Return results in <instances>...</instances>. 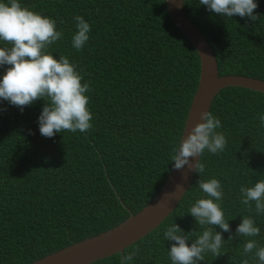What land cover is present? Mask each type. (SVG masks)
I'll list each match as a JSON object with an SVG mask.
<instances>
[{
  "label": "trees",
  "instance_id": "trees-1",
  "mask_svg": "<svg viewBox=\"0 0 264 264\" xmlns=\"http://www.w3.org/2000/svg\"><path fill=\"white\" fill-rule=\"evenodd\" d=\"M54 19L63 36L50 48L78 66L89 83L92 129L63 131L46 138L38 117L44 100L23 110L0 100V264H27L71 243L104 231L147 205L159 192L173 162L186 114L198 83L199 56L168 16L165 0H19ZM259 19L223 17L199 0H184L186 16L202 32L217 60L218 73L264 79V0H256ZM91 25L82 50L72 46L74 17ZM61 20L63 23H61ZM0 46L10 47L0 41ZM8 66H0L2 78ZM209 111L226 137L222 152L207 149L190 187L176 207L147 235L122 253L89 264H172L173 241L164 231L176 223L185 232L202 233L189 213L198 198H207L198 181L220 180V202L230 232L221 254L205 252L198 264H259L242 255L254 239L264 246V214L247 211L241 186L264 179V93L235 85L222 87ZM244 215H252L260 234L237 236ZM214 227V226H211ZM232 235L233 239L228 237ZM192 236L191 239H196ZM189 239V245L192 240Z\"/></svg>",
  "mask_w": 264,
  "mask_h": 264
},
{
  "label": "clouds",
  "instance_id": "clouds-1",
  "mask_svg": "<svg viewBox=\"0 0 264 264\" xmlns=\"http://www.w3.org/2000/svg\"><path fill=\"white\" fill-rule=\"evenodd\" d=\"M199 2L210 12L223 17L239 15L253 21L259 19L254 12L258 7L256 0ZM74 20L77 31L72 36V46L82 50L89 41L91 25L80 15L74 17ZM56 23L54 19L22 6L19 0H0V41L10 45L0 46V66H8L0 78V100H6L23 110L25 106L43 99L45 103L38 124L41 135L46 138L63 131L79 130L83 133L92 129V112L86 95L90 91L89 83H82L83 76L77 70L78 66L70 62L67 56L57 58L50 51L51 46L63 36L62 31H57ZM200 117V121L172 149L171 161H174L173 168L176 170L187 166L203 174L205 165L199 160L204 151L207 149L218 154L226 146L225 135L217 131L222 127L220 119L210 111H202ZM259 120L264 125V114L259 115ZM192 158L196 159L195 163ZM197 183L207 198H198L189 213L199 226L209 227H204L202 233H185L176 223L168 226L164 237L173 241L169 250L172 264H198L204 260L203 254L208 251L218 257L224 238L215 228L230 232V225L220 203L223 199L220 180L212 177ZM240 192L241 203L247 206L249 213L253 212L254 202L256 215L264 214V179L258 180L253 186L242 185ZM259 234L260 228L253 216L244 215L235 235L256 237ZM192 236L197 238L192 240ZM189 239L192 240L190 245ZM228 239H233V236L230 235ZM253 252L259 264H264V246L249 239L243 245L242 255ZM135 255V251L122 255L120 264H128ZM241 264H249L248 259H243Z\"/></svg>",
  "mask_w": 264,
  "mask_h": 264
},
{
  "label": "water",
  "instance_id": "water-1",
  "mask_svg": "<svg viewBox=\"0 0 264 264\" xmlns=\"http://www.w3.org/2000/svg\"><path fill=\"white\" fill-rule=\"evenodd\" d=\"M165 1L170 20L193 45L200 64L198 83L185 117L181 140L186 136L187 131L200 121V113L209 111L213 97L222 87L235 85L264 93V79L234 73L220 75L216 57L206 37L184 12V0ZM192 162L195 163L196 159L192 158ZM194 172L187 166L176 170L172 165L164 185L143 208L135 213H129L125 219L104 231L71 243L27 264H89L114 253H122L124 248L157 227L176 207L190 187Z\"/></svg>",
  "mask_w": 264,
  "mask_h": 264
}]
</instances>
